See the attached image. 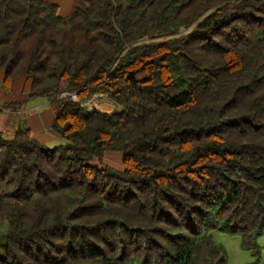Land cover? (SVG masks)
Segmentation results:
<instances>
[{"label":"trees","instance_id":"trees-1","mask_svg":"<svg viewBox=\"0 0 264 264\" xmlns=\"http://www.w3.org/2000/svg\"><path fill=\"white\" fill-rule=\"evenodd\" d=\"M0 68L7 95L31 78L64 140L0 131V264H228L216 231L261 257L264 0H76L64 17L0 0ZM95 95L118 111L87 109Z\"/></svg>","mask_w":264,"mask_h":264},{"label":"crops","instance_id":"crops-1","mask_svg":"<svg viewBox=\"0 0 264 264\" xmlns=\"http://www.w3.org/2000/svg\"><path fill=\"white\" fill-rule=\"evenodd\" d=\"M58 7V14L67 16L76 0H46ZM5 70L0 68V131L6 137L23 127L29 128L32 137L43 145L54 148L62 144L61 136L52 131L55 120L49 100L45 97L28 98L31 78L21 75L12 94L7 95L1 88Z\"/></svg>","mask_w":264,"mask_h":264},{"label":"rangeland","instance_id":"rangeland-1","mask_svg":"<svg viewBox=\"0 0 264 264\" xmlns=\"http://www.w3.org/2000/svg\"><path fill=\"white\" fill-rule=\"evenodd\" d=\"M95 102L97 108H100L99 101L95 100ZM104 109H106V106L101 108V110ZM96 163L121 168V153L106 152L102 159ZM214 235L218 244L227 254L228 264H264V233L257 240L261 246V257L259 259L253 257L250 252L240 248V237L238 235H228L219 231H216Z\"/></svg>","mask_w":264,"mask_h":264},{"label":"built area","instance_id":"built-area-1","mask_svg":"<svg viewBox=\"0 0 264 264\" xmlns=\"http://www.w3.org/2000/svg\"><path fill=\"white\" fill-rule=\"evenodd\" d=\"M72 99L73 100H76L77 98H76L75 95H72ZM95 100L96 101H99L100 108H97V104H96ZM102 102H104L103 106L108 105V103H106L105 101H103L99 96L95 95L91 101H89V102L86 103L87 109H89V110H98V111L103 112L104 110H101V108L103 107L101 105Z\"/></svg>","mask_w":264,"mask_h":264},{"label":"bare ground","instance_id":"bare-ground-1","mask_svg":"<svg viewBox=\"0 0 264 264\" xmlns=\"http://www.w3.org/2000/svg\"><path fill=\"white\" fill-rule=\"evenodd\" d=\"M104 104V102H102V104L101 105H103ZM106 106V109H104V111H111L112 109H113V107L111 106V105H105Z\"/></svg>","mask_w":264,"mask_h":264},{"label":"water","instance_id":"water-1","mask_svg":"<svg viewBox=\"0 0 264 264\" xmlns=\"http://www.w3.org/2000/svg\"><path fill=\"white\" fill-rule=\"evenodd\" d=\"M100 97V96H99ZM112 106V105H111ZM113 107V106H112ZM116 111V109L113 107V109L111 110V112H115Z\"/></svg>","mask_w":264,"mask_h":264}]
</instances>
